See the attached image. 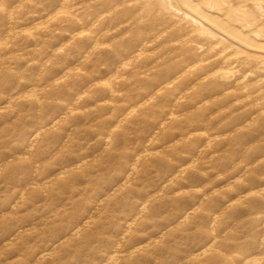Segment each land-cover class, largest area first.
<instances>
[{
  "label": "rangeland",
  "instance_id": "1",
  "mask_svg": "<svg viewBox=\"0 0 264 264\" xmlns=\"http://www.w3.org/2000/svg\"><path fill=\"white\" fill-rule=\"evenodd\" d=\"M178 5L0 0V264H264V55Z\"/></svg>",
  "mask_w": 264,
  "mask_h": 264
},
{
  "label": "bare ground",
  "instance_id": "2",
  "mask_svg": "<svg viewBox=\"0 0 264 264\" xmlns=\"http://www.w3.org/2000/svg\"><path fill=\"white\" fill-rule=\"evenodd\" d=\"M176 1H177V3H179L178 6H181V9L183 10L182 11L183 17L186 19H189L191 21V23L196 24V25H201L203 27L210 29L212 32L224 37L226 40H228L230 42V44L235 45L238 48H240V50L242 49L245 51H252V53L253 52H259V53H262L264 55V44L263 45H260L259 43L257 44L255 42L254 38H252V37L250 38L248 35L244 34L242 31H240L238 29V27L236 25L225 24L226 22L223 24L222 21L220 22L219 20L216 19V17L214 16L215 14H213V12L217 13L216 10H218L220 7V4L216 0H203L202 2H198L196 0H176ZM167 2H169V1H167ZM224 3H225V1H224ZM203 4H205V5H203ZM167 6H168V4H167ZM205 6H207V7L211 6L215 10H208L205 8ZM227 15H228V13H227ZM221 20H223V19H221ZM259 38H261V37L259 36ZM226 47H227V45H226ZM231 55H233V54H231Z\"/></svg>",
  "mask_w": 264,
  "mask_h": 264
}]
</instances>
